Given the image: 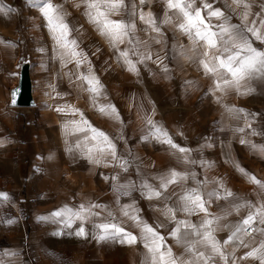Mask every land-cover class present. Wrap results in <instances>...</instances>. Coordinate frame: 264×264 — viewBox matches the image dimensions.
<instances>
[{"label": "rangeland", "instance_id": "rangeland-1", "mask_svg": "<svg viewBox=\"0 0 264 264\" xmlns=\"http://www.w3.org/2000/svg\"><path fill=\"white\" fill-rule=\"evenodd\" d=\"M46 2L67 25L63 40L42 11ZM91 2L0 0V5L12 9L0 11V32L9 31L16 46V59L0 74V81L10 89L17 82L21 60L30 57L36 99L33 107L13 108L24 116L25 143L16 158L20 172L6 174L18 184L13 196L26 201L27 220L21 214L23 223L20 219L15 225L25 230L20 234L23 242L30 237V215L40 204L54 211L56 200L62 198L69 214L78 197L88 198L91 191L101 192L109 183L119 189L125 185L129 198L139 196L136 187L149 195L163 189L164 178L172 172L183 177L168 183L180 192L187 169L201 173L203 166L215 167L222 156L231 160V148L217 141L220 123L225 134L228 125L247 118L261 121L264 128V69L252 71L238 86H225V79L232 80L230 74L223 69L206 72L202 64L214 66V56L220 52L197 39L195 28L180 27L186 18L179 8L169 7V0H123L108 18L135 27L123 42L115 43L91 19L90 13L96 12L89 8ZM99 3L100 11H106L104 0ZM183 4H190L187 10L193 14L199 10L205 25L218 33L217 48L225 26L230 32L224 40L238 33L252 49L264 53V0H183ZM214 11L222 15H210ZM149 13L154 25L146 23ZM64 40L75 41V47H62ZM90 75L99 81V94L90 91L85 79ZM156 128L167 135L157 138ZM92 129L115 145V158L103 138L93 139ZM8 241L5 237L2 245Z\"/></svg>", "mask_w": 264, "mask_h": 264}, {"label": "crops", "instance_id": "crops-1", "mask_svg": "<svg viewBox=\"0 0 264 264\" xmlns=\"http://www.w3.org/2000/svg\"><path fill=\"white\" fill-rule=\"evenodd\" d=\"M9 34V31L6 35L0 32V74L16 59L15 42ZM10 89L5 90L0 81V264H153V253L145 246L151 244L150 237L145 239L148 235L143 231L145 224L162 237L161 251L166 253L171 249L176 264H264V250H261L264 244V128L261 121L248 118L228 125L231 128L226 134L224 123L219 124L222 131L217 141L226 142V148H231V160L222 156L223 160L218 159L215 167L203 166L201 173L187 169L180 192L167 184L163 189L154 190L159 196L145 195L136 187L134 191L139 196L129 198L125 185L119 189L109 183L101 192L91 191L88 198L78 197L68 209L69 214H65L67 205L62 198L56 200L54 211L40 204L30 215V237L28 241L25 237L23 242L22 230L15 225L20 219L23 223L21 214L27 220L26 201L13 196L18 184L9 181L6 174L21 170L16 158L24 149L21 120L25 122V119L9 104ZM219 149L216 147V152ZM192 191L203 197L206 211L197 209L189 213L182 209L181 197ZM168 209L174 210V216ZM57 211L64 215L54 216ZM78 212L83 219L76 217ZM249 216L253 217L250 226L255 227V232L251 236L246 232L237 233V228ZM180 221L192 227L179 225ZM206 221L212 224L206 226ZM106 223L122 227L135 241L128 242L123 234L99 239L103 231L97 226ZM177 227L180 232L173 236ZM80 229L84 230L83 235H77ZM206 231L211 232L219 252L213 251L210 243L201 242L203 237L197 232ZM5 237L9 239L7 246L2 245ZM253 251L255 255H249ZM201 252L202 257L198 255Z\"/></svg>", "mask_w": 264, "mask_h": 264}, {"label": "snow or ice", "instance_id": "snow-or-ice-1", "mask_svg": "<svg viewBox=\"0 0 264 264\" xmlns=\"http://www.w3.org/2000/svg\"><path fill=\"white\" fill-rule=\"evenodd\" d=\"M234 2H239V0H234ZM141 3H143V0H141ZM104 4L106 7V11H100V3L99 0H93V2L89 3L90 9H96L95 14L90 13V17L93 20V22L97 23L98 26H100L101 31L103 34H106L114 43L116 41L123 42V38L125 36H128L129 31L134 29V24L128 25L125 24L123 21H114L110 20L108 18L109 14L113 11L118 10L123 5V0H104ZM169 7L170 8H179L180 11L183 13L184 17L186 18V23L181 24L180 27L185 31H191L193 28L196 29L195 36L199 40H203L206 42V45L208 48L216 49L218 52H220V55L214 56V59L217 61V63L214 66H209V63L202 61L203 67L206 72H212V73H218L219 69L225 70V74H230L232 77V80L229 81L225 79L223 81L225 86H228L230 84H235L236 86L239 85V82L245 78L246 75L250 74L252 71H260L264 69V53L256 52L255 49H252L248 41L240 36L238 33L234 35H230L228 40L223 39V35L230 32V29L225 26H221V33L220 40L222 41L221 47L217 48V36L218 33L211 31L210 27L205 25L204 20L201 16V12L199 10H196L193 14V12L188 11L187 9L191 7V5H185L183 4V0H169ZM0 11H3L5 13L11 12V8H4L3 5H0ZM42 11L46 17L49 19L50 26L54 27V30H59L61 35L59 39H62L66 36L68 32V28L66 24H63L61 21L60 16L56 13V8L53 6L51 2H46L44 4V7L42 8ZM210 15L214 16H220L222 15L219 11H214ZM141 19H145V16L141 14ZM54 21L56 22L54 24ZM167 22V21H166ZM146 23L154 25V21L151 19V14H148V19H146ZM203 26V29L202 27ZM154 30L158 31V28H154ZM249 31H252V29H249ZM257 38L260 39V35L256 33ZM69 44H71L72 48L75 47V41L68 42L64 40V42L61 44L62 47H68ZM235 48L236 51L233 52L232 49ZM247 51L250 53V55L242 56L241 53ZM228 53L227 56L224 54ZM72 55H79L75 51L72 52ZM123 56L127 57V53H122ZM205 57H207L208 53H204ZM131 65V61H127ZM259 65L260 67H257ZM132 70H135V66L132 65ZM85 79L88 81V83L91 85L90 91L95 92L96 94H99L100 92V85L99 81L94 76L85 77ZM217 87H220L219 82L217 83ZM109 109L111 111H115L112 106H109ZM101 111H105V108H101ZM149 124H152L153 122L151 119L148 120ZM83 130V129H81ZM94 133H96V136L93 137V139H96V137L103 138V142L106 143L107 147L111 149V155L113 158H115V145L111 143V141L108 139V137L103 132H97L96 129H92ZM154 135L157 136V138L160 137V135L166 136V133H163L160 128H156ZM168 143L171 144V140H167ZM175 147V145H173ZM103 151V149H100ZM181 152L187 151L186 149H179ZM89 151H92L90 149ZM97 163L99 161H96ZM123 166V165H122ZM178 178H183L181 174L172 172L168 178H164L162 182V187H166L168 183H174ZM254 182L259 183V181H255V178H252ZM147 187V186H146ZM264 187V185H262ZM152 195L159 196L160 193L157 191H153L151 193ZM2 195V194H0ZM211 195V194H210ZM228 195H231V193H228ZM6 198V196H4ZM151 198V197H150ZM183 204L182 209L184 211H187L189 213L199 209L201 211H206L205 208V201L203 200V197L199 194L197 191L189 192L188 194L181 197ZM92 207H99L98 205H93ZM83 210V206H82ZM90 212V209L87 210ZM168 213L174 216V210L168 209ZM125 215H128L127 212L124 213ZM54 216H62L64 213L62 211H57L53 214ZM77 218L83 219V215L81 212H78L75 214ZM41 219H47V217H41ZM132 219L137 220L135 216L132 217ZM253 221V217L249 216L247 219H245L242 222V226L237 228V233L239 232H246V229L248 226H250L251 222ZM179 225H182L184 227H192L188 225L184 221L178 222ZM212 224V221H206V226H210ZM98 228L102 229L103 234L99 236V239L103 240L108 235L115 236L117 234H123L125 238L128 239V242H134L135 237L132 236L130 233H125V230L122 227H119L115 223L111 224H100L97 226ZM143 231L148 234L145 236V239H151V244H146V247H149L150 252L153 253V264H176L175 259L172 258L171 249H168L167 252H162V244L160 241L162 240V237L158 235V233L151 228L148 225H144ZM180 232V227H177L175 232H173V236H177V233ZM237 233H233V236L236 237ZM84 230L80 229V231L77 233V235H83ZM197 235H202V243L211 245V248L215 252H219L220 249L217 246L216 242L212 238L211 232L206 231L205 233L201 234L197 232ZM238 238V237H237ZM231 240V238H230ZM227 243V242H226ZM261 250H264V244L261 245ZM199 256H203L204 254L201 252L198 254ZM249 255H255V251L252 253H249ZM167 256V259H166ZM183 264V262H181Z\"/></svg>", "mask_w": 264, "mask_h": 264}, {"label": "water", "instance_id": "water-1", "mask_svg": "<svg viewBox=\"0 0 264 264\" xmlns=\"http://www.w3.org/2000/svg\"><path fill=\"white\" fill-rule=\"evenodd\" d=\"M31 74V59L25 57L20 62L17 83L11 87L9 104L13 107H33L36 105Z\"/></svg>", "mask_w": 264, "mask_h": 264}, {"label": "built area", "instance_id": "built-area-1", "mask_svg": "<svg viewBox=\"0 0 264 264\" xmlns=\"http://www.w3.org/2000/svg\"><path fill=\"white\" fill-rule=\"evenodd\" d=\"M254 232H255V227H253V226H250V227H248V228L246 229V234H247L248 236H251Z\"/></svg>", "mask_w": 264, "mask_h": 264}]
</instances>
